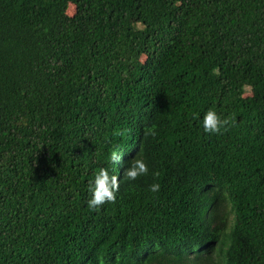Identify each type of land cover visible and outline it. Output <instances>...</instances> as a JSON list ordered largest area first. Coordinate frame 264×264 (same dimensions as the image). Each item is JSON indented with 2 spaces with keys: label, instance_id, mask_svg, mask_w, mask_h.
I'll return each instance as SVG.
<instances>
[{
  "label": "trees",
  "instance_id": "trees-1",
  "mask_svg": "<svg viewBox=\"0 0 264 264\" xmlns=\"http://www.w3.org/2000/svg\"><path fill=\"white\" fill-rule=\"evenodd\" d=\"M139 124L147 173L88 208ZM213 188L235 213L224 264H264V0H0V264H181Z\"/></svg>",
  "mask_w": 264,
  "mask_h": 264
},
{
  "label": "rangeland",
  "instance_id": "rangeland-1",
  "mask_svg": "<svg viewBox=\"0 0 264 264\" xmlns=\"http://www.w3.org/2000/svg\"><path fill=\"white\" fill-rule=\"evenodd\" d=\"M75 10V5L69 3L67 6V14L72 15ZM251 93L249 87H244L243 95H249ZM152 125L139 124L137 129L139 130L141 137L138 141L133 143L129 150L125 154H119L124 160H128L135 155H141L142 159H145L143 155V143L147 136V128ZM127 155V157H124ZM112 162V174L116 175L119 180V186H123V167L122 162ZM126 179V177H125ZM216 199L210 209L209 219L210 227L212 229V236L208 240L203 249L189 248L187 251L180 252L179 261L181 264H224L225 263V250L227 246V238L230 233L234 220L235 213L233 204L229 197V192L225 190H214ZM142 255V254H141ZM139 255L133 264H151L148 262V256ZM119 252H113L110 257H98V264H118Z\"/></svg>",
  "mask_w": 264,
  "mask_h": 264
},
{
  "label": "clouds",
  "instance_id": "clouds-1",
  "mask_svg": "<svg viewBox=\"0 0 264 264\" xmlns=\"http://www.w3.org/2000/svg\"><path fill=\"white\" fill-rule=\"evenodd\" d=\"M200 124L205 133H218L222 128L229 125V119L227 117L221 118L214 108L209 107L204 111L200 119ZM146 135H156L154 125L147 128ZM111 159L114 162L123 163V177L129 180H134L137 176H142L148 171L147 165L142 158L132 157L128 160H123L118 153L113 152ZM156 175L158 173L153 171V176ZM118 189V177L112 174L108 168L103 166L99 167L93 173L92 179L89 182V199L86 201L87 207L97 209L106 201H115ZM147 190L151 193H157L160 190V184L153 182L148 185Z\"/></svg>",
  "mask_w": 264,
  "mask_h": 264
}]
</instances>
